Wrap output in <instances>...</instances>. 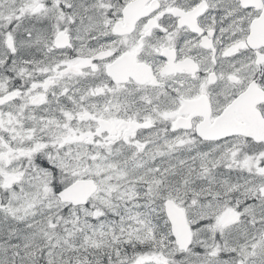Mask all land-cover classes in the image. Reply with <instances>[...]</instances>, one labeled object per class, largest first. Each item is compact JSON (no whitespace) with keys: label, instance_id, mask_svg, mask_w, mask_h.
Masks as SVG:
<instances>
[{"label":"snow or ice","instance_id":"6c2138e0","mask_svg":"<svg viewBox=\"0 0 264 264\" xmlns=\"http://www.w3.org/2000/svg\"><path fill=\"white\" fill-rule=\"evenodd\" d=\"M0 264H264V0H0Z\"/></svg>","mask_w":264,"mask_h":264}]
</instances>
